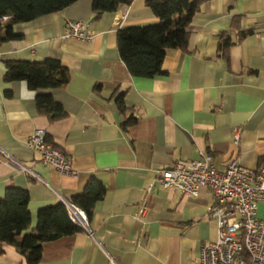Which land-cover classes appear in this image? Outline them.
<instances>
[{
  "label": "crops",
  "instance_id": "obj_1",
  "mask_svg": "<svg viewBox=\"0 0 264 264\" xmlns=\"http://www.w3.org/2000/svg\"><path fill=\"white\" fill-rule=\"evenodd\" d=\"M91 5L78 0L17 24L20 38L0 43V198L8 187L28 192L30 225L23 234H29L40 209L81 194L91 177L106 187L90 233L44 243L40 264H197L201 244L216 239L212 196L205 187L195 197L162 189L155 172L202 153L218 171L233 160L251 169L264 164V0L202 3L188 26L186 51H168L153 78L133 77L116 44L119 28L158 23L145 0L98 18ZM68 20L85 22L92 38H64ZM221 38L230 41L225 49ZM47 58L69 71L65 86L36 92L25 82L3 80L6 61ZM38 93L51 94L65 116L50 122L38 113ZM36 129L69 158L75 176L39 162L27 146ZM4 154L32 173L19 171ZM0 264L26 262L0 244Z\"/></svg>",
  "mask_w": 264,
  "mask_h": 264
},
{
  "label": "trees",
  "instance_id": "obj_2",
  "mask_svg": "<svg viewBox=\"0 0 264 264\" xmlns=\"http://www.w3.org/2000/svg\"><path fill=\"white\" fill-rule=\"evenodd\" d=\"M78 0H0V43L16 40L20 36L13 27L40 17L60 12ZM133 0H92L95 18L113 13L122 6H129ZM207 0H145L158 23L155 25L119 28L116 33L117 51L129 73L137 78H153L161 74V65L170 50L186 51L188 26L202 3ZM7 17V20H2ZM5 33V37L2 34ZM230 45L228 38H221L219 48ZM5 82H25L28 89L36 92L54 90L69 81V71L55 59L37 61L8 60L4 63ZM116 104L125 111L121 96ZM36 110L48 117L50 122L62 119L65 111L49 93H38L35 97ZM134 119L126 120L122 126ZM106 187L91 177L81 194L69 201L82 209L88 220L94 205L100 201ZM29 195L26 190L8 187L0 198V244L12 246L25 259L26 264H40L42 246L60 237L82 231L69 219L65 205L59 202L37 212L34 233L23 234L30 225L27 209Z\"/></svg>",
  "mask_w": 264,
  "mask_h": 264
},
{
  "label": "built area",
  "instance_id": "obj_3",
  "mask_svg": "<svg viewBox=\"0 0 264 264\" xmlns=\"http://www.w3.org/2000/svg\"><path fill=\"white\" fill-rule=\"evenodd\" d=\"M63 37L88 41L92 32L85 22L68 20ZM239 135L238 129L235 142ZM27 146L38 154L42 165L51 166L64 175H76L69 158L47 140L44 130H34L27 139ZM4 155L19 171L32 173L30 167ZM155 173L162 189L195 197L199 188L205 187L212 196L208 213L216 220V239L201 244L197 264H264V164L251 169L233 160L218 171L211 157L202 153L198 160L177 161L170 168L158 169ZM63 204L70 221L90 233L86 213L68 200H63ZM144 213L145 208L140 207L138 216Z\"/></svg>",
  "mask_w": 264,
  "mask_h": 264
}]
</instances>
